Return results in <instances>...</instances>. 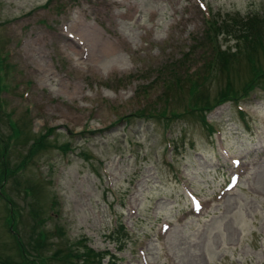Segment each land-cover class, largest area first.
<instances>
[{
    "label": "rangeland",
    "instance_id": "374dc122",
    "mask_svg": "<svg viewBox=\"0 0 264 264\" xmlns=\"http://www.w3.org/2000/svg\"><path fill=\"white\" fill-rule=\"evenodd\" d=\"M45 1L0 0V75L5 86L4 73L13 83H9L7 102L19 119L26 114L21 91L28 90L27 102L34 104L33 123L21 121L26 132L18 141L10 137L7 113L0 111V139L4 146L6 142L9 145L6 160L10 166L9 172L5 171L6 201L0 199V257L7 255L8 264H28L25 260L29 258L23 256L19 262L18 238L6 226L5 207L14 213L17 232L24 241L46 248L47 254L55 253L56 246L67 251L68 243L57 230L56 206L63 212L71 238L83 235L90 247L100 249L111 241L110 234L114 237L110 244L127 254V242L120 245L116 239L124 223L133 226V237L136 231L152 234L159 219L174 215L183 205L181 191L162 159L167 151L166 127L172 128L174 139L171 157L204 191L221 184L223 170L215 160L225 162L202 114L221 127L226 146L237 153L253 150L260 139L247 131L236 103L225 98L210 107L221 99L222 80H215L204 94L197 93L204 86L198 76L204 72L202 62L208 50L206 46L197 47L194 53L189 50L195 43H207L195 0H116L109 7L108 0H90L98 7V21L87 32L79 0H49L44 7ZM207 1L215 11L246 14L264 9V0ZM65 2L69 8L63 17L58 4ZM132 6L135 12L129 9ZM63 22L76 35L84 34L90 50L86 59L72 39L61 34ZM258 31L253 29L235 48L248 45L259 49L262 58L250 65L253 73L259 72L258 66L264 69V39L255 34ZM230 32L242 35L238 27ZM10 40L15 51L12 63L6 51ZM222 40L226 45L235 43ZM40 64L49 68L48 79H43L37 68ZM51 72L58 76L53 78ZM16 81L21 83L19 87L14 85ZM243 87L239 86V92ZM254 88L257 92L245 105L261 124L264 85ZM131 113L140 116L119 121ZM49 133L60 147H42L38 142ZM130 139L138 142L136 151H131ZM68 142L69 148L64 150ZM122 153L124 158L118 159ZM262 161L253 178L255 189L238 188L203 220L194 218L174 226L169 239L155 238L162 244L161 250L151 239L149 258L161 263L160 258L173 254L177 264H264V158ZM18 164H24L25 169L14 176L12 167ZM59 167V181L53 184ZM111 178L116 192L123 196L119 200L108 188ZM27 187H33L31 195ZM129 202L136 207L135 215L130 213ZM40 225L46 228L45 240ZM30 254L29 264H39L35 253ZM50 261L61 264L57 255Z\"/></svg>",
    "mask_w": 264,
    "mask_h": 264
}]
</instances>
